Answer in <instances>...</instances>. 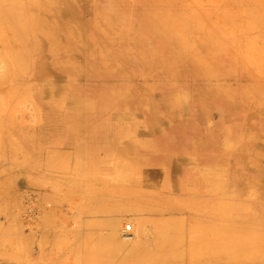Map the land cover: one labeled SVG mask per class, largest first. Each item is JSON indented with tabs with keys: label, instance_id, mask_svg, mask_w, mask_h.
<instances>
[{
	"label": "rangeland",
	"instance_id": "obj_1",
	"mask_svg": "<svg viewBox=\"0 0 264 264\" xmlns=\"http://www.w3.org/2000/svg\"><path fill=\"white\" fill-rule=\"evenodd\" d=\"M61 1L0 0V40L16 39L18 26L29 48L25 56L0 46V264H46L51 232L78 228L85 245H60L67 264L78 263L75 253L88 264H130L126 223L135 244L154 250L167 237L181 246L172 264L189 255L264 264V128L220 119L214 131L219 105L249 112L264 95L261 0H179L165 25L138 19L139 5L133 17L117 1ZM48 157L60 168L67 157L103 192L86 183L81 202L53 201ZM109 184H118L117 201ZM115 202L117 218L87 211Z\"/></svg>",
	"mask_w": 264,
	"mask_h": 264
},
{
	"label": "bare ground",
	"instance_id": "obj_2",
	"mask_svg": "<svg viewBox=\"0 0 264 264\" xmlns=\"http://www.w3.org/2000/svg\"><path fill=\"white\" fill-rule=\"evenodd\" d=\"M20 1V0H19ZM61 1V0H60ZM109 1V0H107ZM113 2H116L119 3L120 5L124 6L126 9L124 10L125 12H128V14L130 15H134L135 12H134V8L139 5V6H142V12L143 13H140V16L138 17V19L142 20V22L145 21V24L147 22H151L153 24H156V25H165V23L170 20V16L169 14L167 13H164V12H168L169 9L173 8L175 5H178L180 2L179 0H112ZM246 1H251V3H254L255 5L258 4L255 3L256 0H240L238 1L239 3L241 2H246ZM258 1V0H257ZM62 2V1H61ZM95 2H99V0H95ZM261 5L263 6L264 8V0H261ZM105 3V2H103ZM105 5V4H103ZM102 5V6H103ZM108 5V4H107ZM106 5V6H107ZM111 5V4H110ZM245 5V4H244ZM251 5V4H250ZM260 5V4H259ZM97 6V5H95ZM121 6V7H122ZM138 6V8H139ZM246 8H247V5H245ZM254 6V5H253ZM257 6V5H256ZM260 6V8L262 7ZM120 7V6H118ZM153 7H161L162 8V13L160 14H154V13H149L148 10H150L151 8ZM116 8V7H115ZM137 8V9H138ZM252 8V7H251ZM257 8V7H256ZM92 7H89L88 10L92 11ZM111 9V8H110ZM155 9V8H154ZM180 9V8H179ZM182 9V8H181ZM94 10V9H93ZM156 10V9H155ZM161 10V9H159ZM177 10V9H176ZM240 10V9H239ZM250 10V9H249ZM264 10V9H262ZM171 11V10H170ZM247 11V10H246ZM122 12V11H121ZM173 12V11H172ZM235 12V11H234ZM250 12V11H249ZM98 12H96L97 14ZM108 13H109V10H108ZM169 13V12H168ZM178 13V12H177ZM246 15H247V12H245ZM113 14V13H112ZM115 14V12H114ZM124 14V13H123ZM126 14V13H125ZM124 14V15H125ZM139 14V13H137ZM176 14V13H175ZM239 14V13H238ZM241 14V13H240ZM253 14V13H252ZM181 15V14H180ZM182 16V15H181ZM251 16V15H250ZM249 16V17H250ZM255 16V15H253ZM262 23H263V30H262V34H264V12H262ZM135 17V15L133 16ZM183 17V16H182ZM137 18V17H136ZM179 18V17H178ZM137 19V20H138ZM133 24V23H132ZM140 24V23H139ZM142 25V24H141ZM151 25V24H149ZM254 25V24H253ZM252 25V26H253ZM146 26V25H145ZM144 27V26H143ZM150 27V26H149ZM152 27V26H151ZM150 27V28H151ZM148 29V27H146ZM96 30H97V27H96ZM149 30H152V29H149ZM14 32V30H12ZM20 31H21V28L20 27H16V39H10L8 38L9 40H7L6 38L0 40L2 45L1 46V49L3 48L5 51H8L9 49H12L14 51V53L16 54H24L25 56H27V54L29 55V48L26 44H28L27 41H24L23 38L20 37ZM246 31V30H245ZM248 31V30H247ZM98 32V30H97ZM101 32V31H100ZM146 32V31H145ZM167 32V31H166ZM165 32V33H166ZM11 33V32H10ZM151 33V31H150ZM159 33H162L161 35H163V32H159ZM13 34V33H12ZM154 33H152L153 35ZM3 36V35H2ZM6 36V35H5ZM149 36V35H148ZM154 37V36H153ZM258 38V37H257ZM33 40V39H32ZM150 40V39H149ZM35 41V40H34ZM235 41V40H234ZM261 41V40H260ZM234 43V42H233ZM235 43H237L235 41ZM262 44V43H261ZM234 45V44H233ZM256 45V44H255ZM113 46V45H112ZM235 47V46H234ZM250 47H253V46H250ZM239 48V47H238ZM243 48V47H242ZM248 48V47H247ZM245 49V47H244ZM252 49V48H251ZM238 50V49H237ZM2 51V50H1ZM4 51V52H5ZM16 51V52H15ZM31 51V50H30ZM10 52V50H9ZM3 53V52H2ZM12 53V52H11ZM10 53V54H11ZM6 54V52H5ZM9 54V53H8ZM31 55L33 53H30ZM217 54V53H215ZM245 54V53H244ZM256 54V53H255ZM243 55V54H242ZM248 57V56H247ZM19 58V57H18ZM252 58V57H251ZM256 60V59H255ZM15 61V60H14ZM17 62V60H16ZM15 62V63H16ZM25 63V62H24ZM253 63V62H251ZM18 64L20 65L21 63L18 62ZM257 64V63H256ZM25 65V64H24ZM7 68V67H6ZM2 69V68H1ZM245 70V69H244ZM30 76V75H29ZM261 76V75H260ZM10 77V76H9ZM243 78L245 80H248L249 79V76L248 74L246 76L243 75ZM2 79V78H0ZM6 80V79H5ZM256 81V79H254ZM242 82V81H241ZM245 82V81H244ZM1 83V82H0ZM5 83V82H4ZM247 83V82H246ZM2 84V83H1ZM6 84V83H5ZM47 85V84H46ZM7 89V88H6ZM17 89V88H16ZM45 89V88H44ZM47 90V89H45ZM4 91V90H3ZM48 91V90H47ZM2 93V92H0ZM51 94V92H49ZM255 93V92H254ZM216 94V91L214 93V95ZM261 96H260V99L259 101L256 102V105L255 106H251L252 108L249 109V112L245 111H240V110H235V109H230L229 107L226 106L225 103L219 105V107L221 109H217L216 110V115L214 114L215 116V123H214V131H215V138H218L216 137V135H218L219 133V126H220V119H224L225 122L227 124H230V125H234V122L237 124V121L238 122H241L243 121V123L245 124H249V122H253L256 120L257 123H260L263 128H264V95L263 93H261ZM3 95V93H2ZM219 96V95H218ZM4 97V96H3ZM219 98V97H218ZM216 98V99H212L211 101L213 102H220V100ZM236 98V97H234ZM238 99V98H237ZM237 101V100H236ZM229 105V104H228ZM249 106V105H248ZM232 107V106H231ZM237 108V107H236ZM226 113V114H225ZM39 114V112H38ZM59 116H66V115H59ZM38 120V119H37ZM255 122V123H256ZM37 123V122H36ZM253 123V124H255ZM228 129H230L229 127H227ZM233 132V131H231ZM261 137L263 138L262 142L264 144V132H262L261 134ZM7 138V137H6ZM215 148H214V151L217 150V142L215 141ZM262 144V146H263ZM63 159V158H62ZM7 164V163H6ZM4 166V165H3ZM9 166V165H8ZM5 167V166H4ZM2 168V166H1ZM4 169H7V168H4ZM9 172V170H8ZM5 173V172H4ZM7 174V172H6ZM111 174V173H110ZM48 175V174H47ZM112 175V174H111ZM167 185V184H166ZM3 193V192H2ZM153 207V206H152ZM155 208V207H153ZM161 210V209H160ZM41 211V210H40ZM261 214H263L264 216V208L261 206ZM153 213V212H152ZM108 214V213H107ZM49 215V214H48ZM52 215V214H51ZM101 215V214H100ZM264 217H262L263 219ZM99 220V219H98ZM94 221V220H93ZM91 221V222H93ZM148 221V220H147ZM108 222V221H107ZM110 223V222H109ZM94 224V223H93ZM107 224V223H106ZM95 225H100V227L104 226L105 223L103 221H95ZM195 225V224H194ZM263 225V224H261ZM88 225H86L87 227ZM192 226V225H191ZM196 226V225H195ZM193 227V226H192ZM197 227V226H196ZM196 227H194L193 229H196ZM264 227V226H263ZM61 228V227H60ZM89 228V227H88ZM66 229V228H65ZM192 229V230H193ZM36 230V229H35ZM54 232H51V252L46 256V255H43L42 258L40 257V259H45V261H47L46 264H67V261H68V257L69 255H66L64 256L63 254L65 253H62L61 251H59V249L61 248L60 245L63 247L64 245H67L68 243L70 242H77L81 239V230L80 228L76 229V230H73V233L71 232H68L67 230L64 232L63 229H62V232L60 231L59 233L56 231V230H53ZM195 231V230H194ZM192 231V232H194ZM26 233V232H25ZM43 233V232H42ZM112 233V232H111ZM114 233V232H113ZM1 234V233H0ZM27 234H31V233H27ZM48 235V234H47ZM2 236V235H1ZM27 236V235H26ZM99 237V240L101 239L102 241L106 240V238H104L103 236H97ZM95 237V239L97 238ZM3 238V237H2ZM45 238V237H44ZM157 238V237H156ZM167 238V237H165ZM164 238V242L162 244H159L157 245V247H155L154 250H151L153 247H146L145 245L141 244V243H136L133 241V237H125V236H121V239L124 241V244H121L120 245H128V248L124 249V250H128V254L126 255V260L129 261L130 264H172L173 262L176 261L175 257H177L179 260H183V254H178V248L181 247V246H176L174 245L172 242L169 243L168 242V238L165 239ZM18 239V238H17ZM24 239V238H23ZM47 241V238H45ZM108 239V238H107ZM199 239V238H197ZM44 240V239H43ZM42 240V241H43ZM84 241V239H82ZM82 240H80V242H83ZM95 243L98 241V239L94 240ZM101 241V242H102ZM108 241V240H106ZM194 241V240H193ZM192 241V242H193ZM18 242V241H17ZM85 242V241H84ZM83 242V244L85 245V243ZM110 242V241H108ZM134 242V243H133ZM140 242V241H138ZM45 243V242H44ZM44 243H39V247L40 250H42V246L40 245H44ZM79 243V242H78ZM158 243V242H157ZM169 243V244H168ZM26 244V243H25ZM101 244V243H100ZM110 244V243H109ZM196 244V243H195ZM80 245V244H79ZM83 245V247H84ZM89 245V244H88ZM96 245V244H95ZM118 245V244H117ZM76 246V244H75ZM130 246V247H129ZM198 246V245H197ZM264 246V245H263ZM36 247V248H37ZM71 247V246H70ZM123 247V246H122ZM65 248V247H64ZM69 248V247H67ZM66 248V249H67ZM80 248V247H79ZM121 248V247H120ZM189 248V247H188ZM4 249V248H3ZM78 249V248H77ZM69 250V249H68ZM122 250V248H121ZM183 250V249H182ZM181 250V251H182ZM193 250V248H192ZM264 250V248H263ZM59 251V252H58ZM66 251V250H65ZM43 252V251H42ZM41 252V253H42ZM71 253V252H70ZM125 253V252H124ZM77 254V256H71L74 260H78V263L77 264H80V262H85L86 264H88V260L85 259V257H83V254H79V253H75ZM123 254V253H122ZM264 254V253H263ZM42 255V254H41ZM189 264H196L194 263V259L191 255H189ZM202 256V255H201ZM264 256V255H263ZM90 258V257H89ZM124 258V257H123ZM199 258V256H198ZM71 259V258H70ZM197 259V258H196ZM200 259V258H199ZM72 260V259H71ZM86 260V261H84ZM91 260V259H90ZM44 261V260H43ZM93 262H96V260H92ZM180 261V262H181ZM37 263H39L38 261H36ZM69 262V261H68ZM73 263V262H72ZM43 264V262L41 263ZM75 264V263H74ZM198 264V263H197ZM200 264V262H199Z\"/></svg>",
	"mask_w": 264,
	"mask_h": 264
},
{
	"label": "crops",
	"instance_id": "obj_3",
	"mask_svg": "<svg viewBox=\"0 0 264 264\" xmlns=\"http://www.w3.org/2000/svg\"><path fill=\"white\" fill-rule=\"evenodd\" d=\"M67 158V157H66ZM66 158H63V162L61 165H63L62 168L56 166V162L53 160L51 161V158L48 157L47 161V173H46V182H47V197L52 199L53 201L56 200H62L63 202H81L83 199V196H86V183L90 186H93V189L95 190L94 193L99 194L102 193L101 187H97V184L95 183H88V178L82 176V172H78V168L76 167V163L69 162L67 165ZM58 163L57 165H59ZM159 168V167H158ZM80 170V169H79ZM62 171V172H60ZM154 176L161 177L160 172H153ZM48 174V175H47ZM151 178V176H150ZM162 179V178H161ZM113 180V178H111ZM181 183H183V180H181ZM165 184V183H163ZM110 185V184H109ZM107 185V186H109ZM109 187L110 189H106L107 194L110 192V199H116L117 201L119 189L118 184H111ZM61 190L59 193L62 192V194H58V191ZM126 194L128 199V210L127 211H134L135 208V187L128 184L126 187ZM57 196H61V198L57 199ZM139 199V198H138ZM118 208L117 202L111 203L109 206H100V207H93L89 208L87 211L95 212L94 214H91L93 217H111V218H117L119 217L118 214ZM115 212V213H114ZM108 213V214H107ZM101 214V215H100ZM112 222V221H111ZM89 227V226H88Z\"/></svg>",
	"mask_w": 264,
	"mask_h": 264
},
{
	"label": "built area",
	"instance_id": "obj_4",
	"mask_svg": "<svg viewBox=\"0 0 264 264\" xmlns=\"http://www.w3.org/2000/svg\"><path fill=\"white\" fill-rule=\"evenodd\" d=\"M132 232H133V225H132V223H126L123 226V229H122L123 236H125V237H131L132 236Z\"/></svg>",
	"mask_w": 264,
	"mask_h": 264
}]
</instances>
